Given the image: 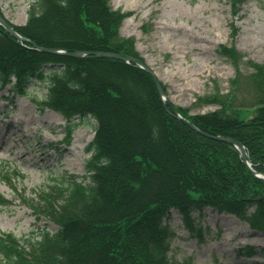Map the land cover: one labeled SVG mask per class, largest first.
Here are the masks:
<instances>
[{
  "label": "trees",
  "instance_id": "16d2710c",
  "mask_svg": "<svg viewBox=\"0 0 264 264\" xmlns=\"http://www.w3.org/2000/svg\"><path fill=\"white\" fill-rule=\"evenodd\" d=\"M229 2L238 15L241 0ZM130 15L114 9L111 0H34L25 24L13 26L39 46L144 61L135 39L120 33ZM231 30L234 37V23ZM217 51L235 66L233 88L224 93L215 81L214 92L182 107L164 103L153 77L134 63L39 52L0 26V88L12 85L24 94L31 80L47 81L48 94L35 100L41 109L61 114L68 130L77 117L97 121L85 174L56 177L34 198H23L37 220L56 228L40 229L38 238L0 231V264H193L169 256L175 233L167 220L173 210L201 241L193 214L207 208L264 234V182L233 145L197 132L170 112L176 107L202 132L243 143L252 167L264 173V63L248 61L253 71L245 75V55L235 46ZM249 90L250 97L239 98ZM206 105L218 108L191 111ZM12 174L25 177L16 169ZM8 204L0 194V205Z\"/></svg>",
  "mask_w": 264,
  "mask_h": 264
},
{
  "label": "rangeland",
  "instance_id": "374dc122",
  "mask_svg": "<svg viewBox=\"0 0 264 264\" xmlns=\"http://www.w3.org/2000/svg\"><path fill=\"white\" fill-rule=\"evenodd\" d=\"M34 0H0L4 16L16 25L27 21ZM112 7L131 13L121 27V35L133 37L136 47L166 86L167 97L177 106L192 107L197 96L218 88L229 92L236 69L218 53L220 45L235 46L245 58L240 69L245 75L253 68L248 61L264 63V0H241L233 17L229 0H111ZM237 34L232 37L230 23ZM146 27V28H145ZM47 81L32 80L25 93L0 89V193L11 205L0 206V231L18 237L37 236L39 228L54 230L45 219L37 221L23 198H34L35 191L61 175H83L90 156L86 148L94 137L96 121L91 117L66 120L53 110H41L36 99L47 94ZM250 97L245 91L241 97ZM216 105L192 108L211 111ZM70 133V138H68ZM16 169L24 178L14 179ZM7 175L11 182L5 179ZM195 225L204 241L193 237L182 215L171 213L168 224L175 236L170 257L194 264H264V234L255 233L234 216L206 209L194 212ZM254 247L251 256L237 251Z\"/></svg>",
  "mask_w": 264,
  "mask_h": 264
},
{
  "label": "water",
  "instance_id": "95a60500",
  "mask_svg": "<svg viewBox=\"0 0 264 264\" xmlns=\"http://www.w3.org/2000/svg\"><path fill=\"white\" fill-rule=\"evenodd\" d=\"M0 25L6 29V31L13 36L14 38H16L19 42L24 43V44H30L32 45L36 50L40 51V52H44V53H48V54H52V55H57V56H67V57H71V58H83V57H87V56H94L97 58H114V59H118L121 61H125L127 63L130 62H134L137 65H139L141 68H143L145 71H147L148 73H150L155 82L156 85L159 89V93L162 96V98L164 99L166 96V93L163 89L162 83L160 81V79L158 78V76L155 74V72L145 63L135 60L131 57L128 56H124V55H119L116 53H110V52H104V51H75V52H67L65 50H61V49H57V48H48V47H42L37 45L34 41L24 38L22 37L13 27V25L7 21L1 14H0ZM172 113L174 115H176L177 118L181 119L183 122H185L187 125H189L191 128H193L194 130L201 132L195 125H193L192 123H190L187 119H185L184 117H182L178 111L173 108L172 109ZM202 134L206 135L207 137L217 140V141H222V142H227L230 144H233L240 152V156L244 162V164L248 167V169L251 171V173L256 176L257 178L261 179L264 181V174L258 173L257 171L253 170L251 164L248 161V154H247V150L245 148V146L234 140L231 139L229 137H224L221 135H210L207 133H203Z\"/></svg>",
  "mask_w": 264,
  "mask_h": 264
}]
</instances>
